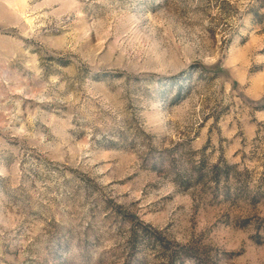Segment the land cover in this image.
Here are the masks:
<instances>
[{
  "label": "rangeland",
  "instance_id": "obj_1",
  "mask_svg": "<svg viewBox=\"0 0 264 264\" xmlns=\"http://www.w3.org/2000/svg\"><path fill=\"white\" fill-rule=\"evenodd\" d=\"M0 264H264V0H0Z\"/></svg>",
  "mask_w": 264,
  "mask_h": 264
}]
</instances>
